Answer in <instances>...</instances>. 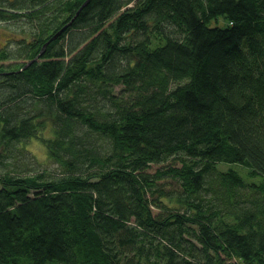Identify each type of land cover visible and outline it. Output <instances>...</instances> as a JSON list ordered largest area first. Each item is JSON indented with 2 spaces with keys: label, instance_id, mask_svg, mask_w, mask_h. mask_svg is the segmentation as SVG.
Instances as JSON below:
<instances>
[{
  "label": "trees",
  "instance_id": "obj_1",
  "mask_svg": "<svg viewBox=\"0 0 264 264\" xmlns=\"http://www.w3.org/2000/svg\"><path fill=\"white\" fill-rule=\"evenodd\" d=\"M0 25V264H264V0H0Z\"/></svg>",
  "mask_w": 264,
  "mask_h": 264
},
{
  "label": "rangeland",
  "instance_id": "obj_2",
  "mask_svg": "<svg viewBox=\"0 0 264 264\" xmlns=\"http://www.w3.org/2000/svg\"><path fill=\"white\" fill-rule=\"evenodd\" d=\"M213 24H218L219 26H224L226 25L225 20L220 17V19L218 20V22H214ZM11 37V33L6 29V27L4 25H0V48H2L6 43V39ZM29 148L30 150L33 152V154L36 156V158L40 161V162H46V156H47V151L44 147V144L38 140H32L29 144ZM224 169H228V168H232L235 169L236 171L238 170L240 172V174L243 176V178L249 182V181H253L256 183H260V181L262 180V177H251L249 174H247V169L243 168L240 164H225L223 165ZM241 169L245 170V174L241 172Z\"/></svg>",
  "mask_w": 264,
  "mask_h": 264
}]
</instances>
